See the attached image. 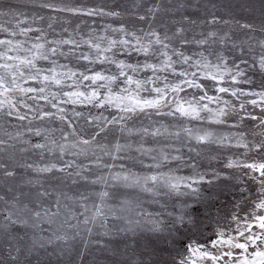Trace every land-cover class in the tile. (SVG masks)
<instances>
[{
	"label": "snow or ice",
	"instance_id": "6c2138e0",
	"mask_svg": "<svg viewBox=\"0 0 264 264\" xmlns=\"http://www.w3.org/2000/svg\"><path fill=\"white\" fill-rule=\"evenodd\" d=\"M260 8L0 0V264H264Z\"/></svg>",
	"mask_w": 264,
	"mask_h": 264
},
{
	"label": "clouds",
	"instance_id": "9594fccd",
	"mask_svg": "<svg viewBox=\"0 0 264 264\" xmlns=\"http://www.w3.org/2000/svg\"><path fill=\"white\" fill-rule=\"evenodd\" d=\"M218 10L222 14L229 12L239 18H248L258 20L260 17V5L264 0H215ZM104 259L103 256L100 257Z\"/></svg>",
	"mask_w": 264,
	"mask_h": 264
},
{
	"label": "rangeland",
	"instance_id": "374dc122",
	"mask_svg": "<svg viewBox=\"0 0 264 264\" xmlns=\"http://www.w3.org/2000/svg\"><path fill=\"white\" fill-rule=\"evenodd\" d=\"M13 3H21V4H24L26 3V0H12ZM89 2H92V3H96V2H100V0H89ZM120 2H125V0H120ZM239 18V17H238ZM225 199H231V197H227ZM151 210V209H150Z\"/></svg>",
	"mask_w": 264,
	"mask_h": 264
}]
</instances>
